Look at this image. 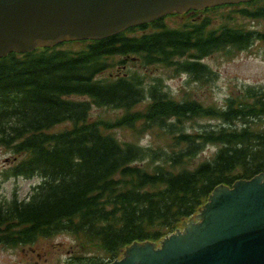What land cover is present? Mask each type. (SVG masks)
<instances>
[{
  "label": "trees",
  "instance_id": "16d2710c",
  "mask_svg": "<svg viewBox=\"0 0 264 264\" xmlns=\"http://www.w3.org/2000/svg\"><path fill=\"white\" fill-rule=\"evenodd\" d=\"M236 17L264 19V0L174 13L104 39L75 42L77 49L59 43L0 57V146L18 157L12 175L42 178L27 200H0V244L69 233L79 251L67 264H105L133 242L173 232L217 186L264 172V130L257 127L264 120V88H244L218 108L196 98L175 100L138 70L103 75L130 60L209 80L205 57L264 42V32ZM92 105L125 113L90 122ZM213 119L222 124L200 127ZM190 121L200 129L187 128ZM63 122L72 127L48 132ZM119 129L166 142H123ZM206 145L218 149L194 166Z\"/></svg>",
  "mask_w": 264,
  "mask_h": 264
},
{
  "label": "water",
  "instance_id": "95a60500",
  "mask_svg": "<svg viewBox=\"0 0 264 264\" xmlns=\"http://www.w3.org/2000/svg\"><path fill=\"white\" fill-rule=\"evenodd\" d=\"M241 0H0V57L65 40L102 39L173 10ZM203 222L166 239L134 244L113 264H264V174L220 186Z\"/></svg>",
  "mask_w": 264,
  "mask_h": 264
},
{
  "label": "rangeland",
  "instance_id": "374dc122",
  "mask_svg": "<svg viewBox=\"0 0 264 264\" xmlns=\"http://www.w3.org/2000/svg\"><path fill=\"white\" fill-rule=\"evenodd\" d=\"M236 21L244 27H254L257 30H264V19L250 20L236 17ZM76 48L78 46H75ZM205 62L213 70V78L207 83L195 82L184 73H175L173 69L161 65L142 67L135 65L130 60L126 61L125 68L115 66L109 73L123 75L127 71L138 70L144 75L145 82L152 84L155 81L162 83L164 89L171 98L183 100L196 98L206 105L222 107L225 99L238 93L243 86H264V44L254 42L247 50L227 56L224 52L213 54L205 59ZM86 99L85 97H76ZM146 104L141 103L137 108H144ZM125 112L119 109L91 107L90 121L106 120L112 121L121 117ZM218 121H201L200 125L214 127ZM257 124L264 128V120ZM70 123H61L52 128L54 132L70 128ZM190 130L198 129L196 121H190L187 125ZM116 136L123 142H137L141 145L151 144L154 147L163 145L166 140L157 139L148 132L137 136L128 129H119ZM217 147L207 145L196 155L197 161L210 158ZM16 159L12 154L0 147V200L5 201L15 193L19 199L30 196L33 188L41 182L40 177H14L8 175V171ZM79 251L76 239L67 233H60L48 239H40L32 244L7 247L0 245V264H64Z\"/></svg>",
  "mask_w": 264,
  "mask_h": 264
}]
</instances>
